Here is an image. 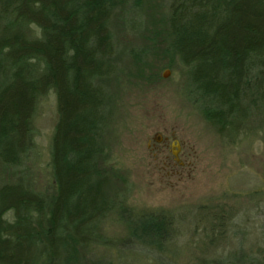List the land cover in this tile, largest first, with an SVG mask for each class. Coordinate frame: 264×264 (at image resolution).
<instances>
[{
    "label": "trees",
    "instance_id": "1",
    "mask_svg": "<svg viewBox=\"0 0 264 264\" xmlns=\"http://www.w3.org/2000/svg\"><path fill=\"white\" fill-rule=\"evenodd\" d=\"M122 2L0 0L2 165L20 170L29 162L39 99L55 91L58 106L55 192L36 191L20 177L0 186V264H102L82 257L93 247L146 250L167 264L151 252L173 242L178 219L133 215L124 195L107 194L102 175L112 122L106 83L118 72L113 23ZM168 20V52L187 72L191 101L226 143L246 137L254 111L264 110V0H173ZM116 216L129 228L120 241L101 232ZM209 220L205 246L217 247L223 234L210 231ZM231 251L200 264H264V245L257 254Z\"/></svg>",
    "mask_w": 264,
    "mask_h": 264
},
{
    "label": "rangeland",
    "instance_id": "2",
    "mask_svg": "<svg viewBox=\"0 0 264 264\" xmlns=\"http://www.w3.org/2000/svg\"><path fill=\"white\" fill-rule=\"evenodd\" d=\"M172 1L123 0L116 8L118 72L106 83L112 122L103 138L107 194L124 195L133 215L178 219L173 242L151 252L167 264H200L201 257L237 249L257 254L264 245V110L254 111L246 137L222 139L191 101L187 72L168 52ZM57 120V96L50 91L38 102L29 162L20 170L0 163V186L20 177L36 191L55 192L51 148ZM117 218H107L101 232L120 241L129 228ZM208 219L210 231L223 234L217 247L205 246ZM81 254L92 263L161 262L146 250L119 254L93 247Z\"/></svg>",
    "mask_w": 264,
    "mask_h": 264
},
{
    "label": "water",
    "instance_id": "3",
    "mask_svg": "<svg viewBox=\"0 0 264 264\" xmlns=\"http://www.w3.org/2000/svg\"><path fill=\"white\" fill-rule=\"evenodd\" d=\"M165 77H167V75H166ZM177 145H179V143H177ZM174 156H175V157H178V155H177V154H174Z\"/></svg>",
    "mask_w": 264,
    "mask_h": 264
},
{
    "label": "flooded vegetation",
    "instance_id": "4",
    "mask_svg": "<svg viewBox=\"0 0 264 264\" xmlns=\"http://www.w3.org/2000/svg\"><path fill=\"white\" fill-rule=\"evenodd\" d=\"M175 157V156H174ZM178 157H176V159H177ZM178 160V159H177ZM177 162H180V160H178Z\"/></svg>",
    "mask_w": 264,
    "mask_h": 264
}]
</instances>
